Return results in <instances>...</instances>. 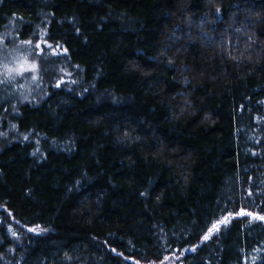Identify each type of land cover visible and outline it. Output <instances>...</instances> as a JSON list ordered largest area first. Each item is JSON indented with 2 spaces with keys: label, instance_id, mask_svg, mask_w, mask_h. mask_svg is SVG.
Instances as JSON below:
<instances>
[{
  "label": "trees",
  "instance_id": "obj_1",
  "mask_svg": "<svg viewBox=\"0 0 264 264\" xmlns=\"http://www.w3.org/2000/svg\"><path fill=\"white\" fill-rule=\"evenodd\" d=\"M6 28L54 52L0 88V264H264V0H0Z\"/></svg>",
  "mask_w": 264,
  "mask_h": 264
},
{
  "label": "rangeland",
  "instance_id": "obj_2",
  "mask_svg": "<svg viewBox=\"0 0 264 264\" xmlns=\"http://www.w3.org/2000/svg\"><path fill=\"white\" fill-rule=\"evenodd\" d=\"M19 38V33L17 31H12L9 28H6L2 33H0V72L3 71L2 66L5 63L9 64V66H13L14 64L18 63L22 58H26L28 65L30 66L36 63L37 57L41 56L42 53H46V51H48V53L54 52L50 50V47L47 45L46 42H44L43 37H39V41L36 44L25 43L26 41L32 40H20ZM36 45H39V47H36ZM36 71H38L37 68ZM36 71L33 72L29 70L26 71L23 76H16L10 81L0 83L1 91H5L6 89V91H11L10 93L16 97L20 96L19 100H25L28 96H31L33 91L32 87L37 85V79L34 78V76L36 75ZM5 79L6 78L4 76H0V80ZM219 222H216L215 224H218V228L220 230L229 222V220H227L226 223ZM216 232L217 231H213L212 234ZM150 264H181V262L180 256L174 255L166 257L160 262H151Z\"/></svg>",
  "mask_w": 264,
  "mask_h": 264
},
{
  "label": "snow or ice",
  "instance_id": "obj_3",
  "mask_svg": "<svg viewBox=\"0 0 264 264\" xmlns=\"http://www.w3.org/2000/svg\"><path fill=\"white\" fill-rule=\"evenodd\" d=\"M25 43H31V41H26ZM36 47H39V45H36ZM51 47V45H49ZM171 63V61H169ZM3 71L0 72V76H4L5 80H0V83H4L6 81H10L14 79L16 76H23L26 71H36L37 66L35 64L28 65L27 59L22 58L18 63L14 64L13 66H9V64L5 63L3 64ZM35 78V77H34ZM59 86V85H57ZM246 215L251 216V213H246ZM258 219L264 221V216L258 217ZM227 217H224L219 223H226ZM39 227V226H38ZM30 231H36V229H29ZM218 224H213L212 228H210L207 232V234L203 237L204 240L209 239V237L212 235L213 231H218ZM195 249H193L194 251ZM115 251V249H113Z\"/></svg>",
  "mask_w": 264,
  "mask_h": 264
}]
</instances>
